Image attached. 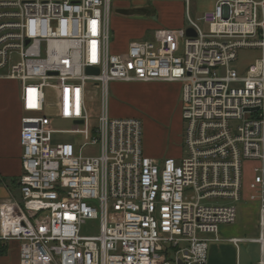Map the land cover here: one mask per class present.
Wrapping results in <instances>:
<instances>
[{"label": "built area", "instance_id": "2783aa9c", "mask_svg": "<svg viewBox=\"0 0 264 264\" xmlns=\"http://www.w3.org/2000/svg\"><path fill=\"white\" fill-rule=\"evenodd\" d=\"M136 1L162 0H0V78L19 81L25 113L21 197L0 204V240L19 242V264H208L246 161L259 234L228 241L264 251V0H216L201 23L181 0L187 26L115 51L113 9ZM243 48L262 56L233 67ZM154 81L182 84L179 158L148 156L142 119L108 113L112 82Z\"/></svg>", "mask_w": 264, "mask_h": 264}, {"label": "rangeland", "instance_id": "374dc122", "mask_svg": "<svg viewBox=\"0 0 264 264\" xmlns=\"http://www.w3.org/2000/svg\"><path fill=\"white\" fill-rule=\"evenodd\" d=\"M216 0H191L190 14L198 23L205 12L214 9ZM116 3L113 4L115 6ZM177 17H183L184 26H187L185 4L178 0H162L155 2H123L118 3L113 9L110 19L111 42L125 48L128 42L135 39L148 40L153 37L157 28L167 27ZM208 30L207 26L203 28ZM139 33L144 36L138 38ZM239 59L232 63L233 67H247L262 56L259 48H243L238 52ZM181 92L182 84L175 82L171 85L141 84L138 82H112L109 88V110L112 117H123L128 115H140L143 121V144L152 142L156 138L158 144L177 145V155L185 154L183 147V134L185 122L182 124V136L178 132L179 116L181 115ZM98 104V103H97ZM92 109V114L97 115L99 108ZM56 128H68L71 124L67 121H56ZM175 128V130L173 129ZM177 131V133L175 132ZM177 134V135H176ZM174 135H176L174 137ZM180 137L181 142H180ZM86 154H99L98 147H88ZM257 162L246 161L243 165L244 198L237 205V219L232 225L222 224L220 235L256 237L258 236V205L247 200L250 194L249 184L253 177V167ZM92 233L99 231V222L90 220L85 225V230ZM222 245L224 261L222 264H237V251L232 243L225 242ZM239 253V264H257L260 258L259 245L252 242H241Z\"/></svg>", "mask_w": 264, "mask_h": 264}, {"label": "crops", "instance_id": "0c3cea01", "mask_svg": "<svg viewBox=\"0 0 264 264\" xmlns=\"http://www.w3.org/2000/svg\"><path fill=\"white\" fill-rule=\"evenodd\" d=\"M176 2L178 0H175ZM118 4V3H117ZM185 20L183 17H177L174 21H171L166 28H180L183 27ZM144 36V33H139L138 38ZM140 83V82H138ZM157 83L162 85H171L175 82H163L154 81L141 84ZM24 110L21 101V85L19 81L12 79L0 78V204L11 198L19 199L21 197L20 192V178L23 174L22 157L23 148L21 145V120L24 116ZM131 116V115H128ZM136 116V115H132ZM124 117V116H123ZM136 117L141 118L140 115ZM142 119V118H141ZM178 132L182 136V113L179 116ZM175 130V128H173ZM177 133V131H175ZM178 134V133H177ZM176 134V135H177ZM174 135V137L176 136ZM180 137V142H181ZM152 142L144 143L145 153L153 158L164 159L166 157L179 158L177 155L176 147L174 144H158L156 138L151 139ZM259 232V229H258ZM220 235V234H219ZM220 237L223 241L219 243H212L209 249L208 264H222L224 256L222 254L223 243L228 242V239L232 237L239 238H257L256 237H242V236H227ZM2 244L7 245L5 253L0 254V264H19L20 263V244L16 240L4 241L0 240ZM252 242L259 245L260 258L257 262L259 264L260 259L264 258V251L262 252L261 245L258 242ZM233 244V243H232ZM234 245V244H233ZM235 246V245H234ZM236 248L237 251V264H239L240 246Z\"/></svg>", "mask_w": 264, "mask_h": 264}, {"label": "water", "instance_id": "95a60500", "mask_svg": "<svg viewBox=\"0 0 264 264\" xmlns=\"http://www.w3.org/2000/svg\"><path fill=\"white\" fill-rule=\"evenodd\" d=\"M187 34L189 35V36H195L196 35V33H195V31H194V29H192V28H188L187 29ZM88 72L89 73H94V74H98V69H95V68H88ZM180 264H182V263H180Z\"/></svg>", "mask_w": 264, "mask_h": 264}, {"label": "trees", "instance_id": "16d2710c", "mask_svg": "<svg viewBox=\"0 0 264 264\" xmlns=\"http://www.w3.org/2000/svg\"><path fill=\"white\" fill-rule=\"evenodd\" d=\"M129 43V42H128ZM127 43V44H128ZM127 46V45H126ZM125 46V47H126ZM113 49L115 50V51H117V50H119V49H121L120 48V46H117L116 44H113ZM6 250H7V245L6 244H2L1 242H0V254H3V253H5L6 252Z\"/></svg>", "mask_w": 264, "mask_h": 264}]
</instances>
